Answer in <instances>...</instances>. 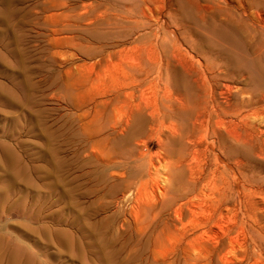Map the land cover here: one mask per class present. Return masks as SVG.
Returning <instances> with one entry per match:
<instances>
[{
    "label": "rangeland",
    "instance_id": "rangeland-1",
    "mask_svg": "<svg viewBox=\"0 0 264 264\" xmlns=\"http://www.w3.org/2000/svg\"><path fill=\"white\" fill-rule=\"evenodd\" d=\"M237 7L226 36L245 38L236 43L248 52L249 19ZM225 8L0 0V264H264V192L253 191L264 187V160L253 148L222 165L229 211L206 175L213 156L170 167L199 192L181 215L170 168L161 163L155 180L141 172L163 148L177 153L155 125L157 107L174 105L175 88L193 92L207 22ZM157 181L169 188L163 197Z\"/></svg>",
    "mask_w": 264,
    "mask_h": 264
},
{
    "label": "bare ground",
    "instance_id": "bare-ground-1",
    "mask_svg": "<svg viewBox=\"0 0 264 264\" xmlns=\"http://www.w3.org/2000/svg\"><path fill=\"white\" fill-rule=\"evenodd\" d=\"M223 2L226 8L219 11L218 18L213 17L212 22H207L205 40L208 48L203 55L205 63L200 67L201 72L193 71L195 85L190 87L193 92L175 88L171 94V102H174V105L167 106L165 111L157 107L156 118L154 115L155 125L165 129V139H176L179 147L174 150H177V153L169 154L168 149L166 151V148H163L158 157V164L152 160L146 172H141L146 178L155 180L154 174L159 172L161 163L166 170L172 166L181 169L188 165V155L196 157L200 154L206 158L213 156L214 166L209 168L206 175L212 179L214 200L219 205L223 203L229 211L231 188L225 175L227 172L222 165L230 166V161L239 160L242 155L241 147L247 145L264 160V0ZM235 4L238 6V12L241 11L240 15L249 19L248 24L241 23V26L248 30V52L238 49L241 47L236 43L239 41L245 45V38L226 36L232 22L239 19L238 13L232 8ZM142 16L147 17V13L143 12ZM115 25L119 26L120 23L115 21L113 26ZM187 88L186 86L185 90H188ZM8 98L6 100L12 103ZM165 139H162L163 142ZM181 171L174 175L173 171L170 172L173 175L170 182L173 180L174 184H171L175 186L173 201L178 205L175 210L180 211V215L183 205L192 200L191 195L196 198L199 193L191 187L185 177L182 179ZM166 173L165 175L169 174ZM191 174L196 176L195 183L202 178L198 172L191 170ZM145 181L140 180L138 185L145 184ZM160 185L162 184L157 181L154 191L163 197L169 188ZM253 191L264 192V187L256 185ZM222 207L219 213L223 212Z\"/></svg>",
    "mask_w": 264,
    "mask_h": 264
}]
</instances>
